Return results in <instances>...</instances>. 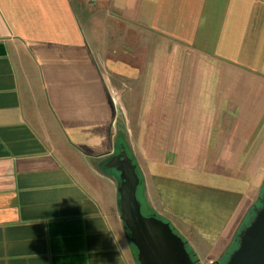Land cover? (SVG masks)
I'll use <instances>...</instances> for the list:
<instances>
[{
  "label": "crops",
  "instance_id": "crops-1",
  "mask_svg": "<svg viewBox=\"0 0 264 264\" xmlns=\"http://www.w3.org/2000/svg\"><path fill=\"white\" fill-rule=\"evenodd\" d=\"M122 147L225 258L264 194V0H0V264H138Z\"/></svg>",
  "mask_w": 264,
  "mask_h": 264
},
{
  "label": "water",
  "instance_id": "water-1",
  "mask_svg": "<svg viewBox=\"0 0 264 264\" xmlns=\"http://www.w3.org/2000/svg\"><path fill=\"white\" fill-rule=\"evenodd\" d=\"M107 166L119 173L120 219L136 250L138 264H194L185 240L168 221L153 213H142L137 197L140 178L124 147L111 156ZM237 236V247L230 252L224 264H264V195Z\"/></svg>",
  "mask_w": 264,
  "mask_h": 264
},
{
  "label": "rangeland",
  "instance_id": "rangeland-1",
  "mask_svg": "<svg viewBox=\"0 0 264 264\" xmlns=\"http://www.w3.org/2000/svg\"><path fill=\"white\" fill-rule=\"evenodd\" d=\"M137 197H138V199L140 200V202H141V210H142V213L144 214V215H149V214H156L159 218H161V219H163V220H165V214L164 213H162L160 210H158V209H155V208H153V206L150 204V203H148V204H146L145 202H144V199H143V197H142V193H141V188H140V185H138V190H137ZM261 202H262V199H260V201H259V205L261 204ZM258 205V206H259ZM252 213L250 214V217H252V215H253V212H254V209L251 211ZM166 221V220H165ZM246 225V224H245ZM242 227H244V226H242ZM241 227V228H242ZM239 233V232H238ZM238 233H237V235H238ZM236 235V239H235V241H237V236ZM200 264H202V263H200ZM205 264V263H204Z\"/></svg>",
  "mask_w": 264,
  "mask_h": 264
},
{
  "label": "flooded vegetation",
  "instance_id": "flooded-vegetation-1",
  "mask_svg": "<svg viewBox=\"0 0 264 264\" xmlns=\"http://www.w3.org/2000/svg\"><path fill=\"white\" fill-rule=\"evenodd\" d=\"M263 195H264V194H263ZM262 199H263V197H262ZM244 226H245V225H244ZM172 228H173V227H172ZM173 230H174L175 232H177L174 228H173ZM183 239H184V238H183ZM185 247H186L187 251L190 253L191 258H192L194 264H200V262L198 261V259L195 257L194 253H193V252L190 250V248L188 247V244L186 243V241H185ZM236 247H237V241L234 242L233 247L228 251V253H227V255H226L225 258H223V259H219V260H217V261L215 260V261H212V262H210V263H205V264H215V263H217V264H224V263L226 262L228 256H229L230 252H231L233 249H235Z\"/></svg>",
  "mask_w": 264,
  "mask_h": 264
},
{
  "label": "trees",
  "instance_id": "trees-1",
  "mask_svg": "<svg viewBox=\"0 0 264 264\" xmlns=\"http://www.w3.org/2000/svg\"><path fill=\"white\" fill-rule=\"evenodd\" d=\"M136 171H137V173H138V175H139V171H138V169L136 168ZM140 178V177H139ZM140 180H141V178H140ZM250 218L251 217H249L247 220H246V222L242 225V226H244L245 224H247L248 223V221L250 220ZM235 239H236V237H235Z\"/></svg>",
  "mask_w": 264,
  "mask_h": 264
}]
</instances>
